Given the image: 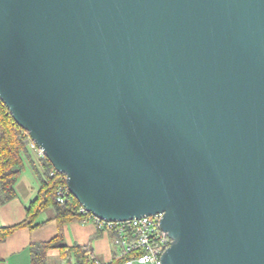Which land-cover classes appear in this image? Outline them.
Returning <instances> with one entry per match:
<instances>
[{
  "label": "water",
  "instance_id": "water-1",
  "mask_svg": "<svg viewBox=\"0 0 264 264\" xmlns=\"http://www.w3.org/2000/svg\"><path fill=\"white\" fill-rule=\"evenodd\" d=\"M0 98L161 264H264V0H0Z\"/></svg>",
  "mask_w": 264,
  "mask_h": 264
},
{
  "label": "trees",
  "instance_id": "trees-1",
  "mask_svg": "<svg viewBox=\"0 0 264 264\" xmlns=\"http://www.w3.org/2000/svg\"><path fill=\"white\" fill-rule=\"evenodd\" d=\"M31 137L14 119L9 108L0 98V204H3L17 195L16 182L20 173L31 165L40 179L38 197L28 208L27 220L19 226L36 227L38 216L52 210L60 223V234L49 242L34 243L31 247L32 264H47V251L52 248L61 250L64 260L68 264H96L88 246L69 247L63 240L64 224L71 221H85L95 218L91 213L81 212L82 205L68 190H65L61 202L58 191L67 185L66 176L56 172L52 163L46 156H40L31 148ZM33 151L40 160L35 161L31 155ZM96 219V218H95ZM17 226V227H19ZM15 228L0 231V241L4 240ZM131 258V256H128ZM128 257H121L113 264H124ZM75 258V263L73 259ZM100 262V261H99ZM100 264H103L100 262Z\"/></svg>",
  "mask_w": 264,
  "mask_h": 264
},
{
  "label": "crops",
  "instance_id": "crops-1",
  "mask_svg": "<svg viewBox=\"0 0 264 264\" xmlns=\"http://www.w3.org/2000/svg\"><path fill=\"white\" fill-rule=\"evenodd\" d=\"M28 166L38 180L37 189L33 185H28L27 188H31H26L24 194L18 193L17 188L20 185L18 177L17 195L0 204V231L23 224L27 220L30 204L38 197L40 179L31 165L27 164L24 170H28ZM30 182L33 183V180ZM37 222L40 225L36 227H17L0 241V264H32V245L49 242L59 236L60 223L51 209L42 212ZM63 234L67 246H88L95 259L103 264H113L121 258L122 247L117 242L118 232L99 225L95 218L67 222L64 224ZM72 259V263H75V258ZM47 264H68V262L63 259L60 249L52 248L47 251Z\"/></svg>",
  "mask_w": 264,
  "mask_h": 264
},
{
  "label": "built area",
  "instance_id": "built-area-1",
  "mask_svg": "<svg viewBox=\"0 0 264 264\" xmlns=\"http://www.w3.org/2000/svg\"><path fill=\"white\" fill-rule=\"evenodd\" d=\"M31 148L40 156H45L44 151L33 140ZM65 190H68L67 185L58 191L61 202ZM81 212L89 213L83 206ZM162 218L163 214L160 213L127 221L112 222L98 218L96 220L99 225L118 232L117 242L122 247L121 257L131 256L124 264H161L162 255L172 243L168 233L162 230ZM96 264L100 262L97 261Z\"/></svg>",
  "mask_w": 264,
  "mask_h": 264
},
{
  "label": "rangeland",
  "instance_id": "rangeland-1",
  "mask_svg": "<svg viewBox=\"0 0 264 264\" xmlns=\"http://www.w3.org/2000/svg\"><path fill=\"white\" fill-rule=\"evenodd\" d=\"M30 152H31V155H32V157H33V159L35 161L40 160L39 159L40 157L37 154H35L33 151H30ZM34 176L35 175L31 173V170H30L29 166H28V170H23L20 173L19 179H18L19 180L18 183L20 185H18V188H17L18 193H20V194L23 193L24 194V192H26V188H27L28 185H31V186L33 185L35 187V189H37V186H38L37 184H39V183H38V180ZM30 180H33V183H31V182L29 183ZM30 188L31 187H29L27 189H30Z\"/></svg>",
  "mask_w": 264,
  "mask_h": 264
}]
</instances>
